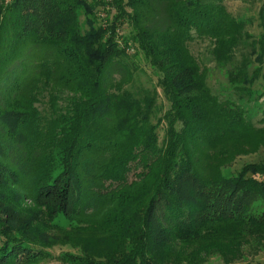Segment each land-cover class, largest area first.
<instances>
[{
    "label": "trees",
    "instance_id": "1",
    "mask_svg": "<svg viewBox=\"0 0 264 264\" xmlns=\"http://www.w3.org/2000/svg\"><path fill=\"white\" fill-rule=\"evenodd\" d=\"M227 1L0 0V264L264 253V110L215 94L191 49L260 105L264 0H242L258 35Z\"/></svg>",
    "mask_w": 264,
    "mask_h": 264
},
{
    "label": "rangeland",
    "instance_id": "2",
    "mask_svg": "<svg viewBox=\"0 0 264 264\" xmlns=\"http://www.w3.org/2000/svg\"><path fill=\"white\" fill-rule=\"evenodd\" d=\"M228 4L229 10L238 17H244L252 20V25L249 26V30L254 34L258 35L261 32V28L259 26V10L261 7V2L256 3L255 5H250L242 2V0H229L226 2ZM128 25L124 26V32H129ZM210 43L208 41H196L191 44L192 52L205 64L209 70V84L213 89L214 93L217 94L221 99H232L238 101V103L243 106L244 109L248 111L247 117L251 119L253 122H258L263 118V110H264V97L261 99V103L254 100V96L245 97L241 100L238 95L233 91V89L229 86L227 80V74L223 69H220L216 66L211 54H210ZM139 68L145 71V75H142V80L147 79L151 70L150 67L146 64L142 56H139L137 59ZM153 82H156V78H152ZM257 88V87H256ZM262 91L263 89H259ZM251 158H243V161H249ZM73 253L74 250L70 247H62L56 246L52 249V253L55 256L63 255L66 253ZM248 264H264V253H259L255 255H249L247 257ZM36 264H61L57 259L41 261ZM204 264H225L224 261L219 256H214L210 258Z\"/></svg>",
    "mask_w": 264,
    "mask_h": 264
},
{
    "label": "built area",
    "instance_id": "3",
    "mask_svg": "<svg viewBox=\"0 0 264 264\" xmlns=\"http://www.w3.org/2000/svg\"><path fill=\"white\" fill-rule=\"evenodd\" d=\"M8 1H10V0H8Z\"/></svg>",
    "mask_w": 264,
    "mask_h": 264
}]
</instances>
